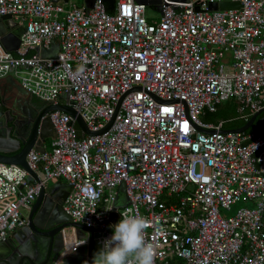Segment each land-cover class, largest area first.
<instances>
[{
	"label": "built area",
	"instance_id": "2783aa9c",
	"mask_svg": "<svg viewBox=\"0 0 264 264\" xmlns=\"http://www.w3.org/2000/svg\"><path fill=\"white\" fill-rule=\"evenodd\" d=\"M62 1L0 0V17L25 27L14 51L0 37V89L20 70L21 86L42 101L59 104L68 93L91 131L115 119L81 136L71 114L52 110L51 148L28 154L39 180L0 162V241L27 224L22 208L65 179L64 210L93 229L101 249L124 184L130 202L117 208L118 222L123 214L147 221L155 264H264V138L202 118L230 98L251 115L264 108V0H162L158 18L137 0H115L113 11L104 0ZM223 1L240 6L211 9ZM245 200L256 205L222 214ZM84 231L67 228L54 264L90 245Z\"/></svg>",
	"mask_w": 264,
	"mask_h": 264
},
{
	"label": "water",
	"instance_id": "95a60500",
	"mask_svg": "<svg viewBox=\"0 0 264 264\" xmlns=\"http://www.w3.org/2000/svg\"><path fill=\"white\" fill-rule=\"evenodd\" d=\"M54 1L58 2L60 0ZM64 1L67 3L69 2V0ZM104 1L109 3L108 9L113 11L115 0ZM137 1L143 2L147 4L149 8L158 11V4H160L162 0ZM94 3L95 0H85V6L87 8H92ZM239 6L240 4L237 1H223L219 4H212L211 9L238 8ZM24 31L25 27L15 22L10 15L0 17V37L6 49L12 51L16 50L20 45L21 35ZM57 50L58 45L55 44L51 50L44 52V54L54 55ZM24 94L28 93L19 86H15V91L11 94V97L6 99L7 101L3 98L0 103V162L17 164L25 167L30 173L27 177L30 181L39 180V176L29 166L27 160L28 153L32 149L44 152L46 150V139L54 138L55 136V127L50 118V112L52 110H62L71 114L76 119V129L81 136L83 135L82 129L86 134L94 135L104 133L111 127L115 119L114 115L105 128L99 131H91L87 127L81 114L64 100V97L67 96L68 93L61 96L59 104L45 101L40 104H32V96L28 94L30 97L26 103L18 106L22 99L20 95ZM7 102H10L9 110L4 109ZM72 103L76 102L72 101ZM263 111L264 108L255 113L245 125L234 129H224L223 131L241 132L248 130L254 125L255 130L264 138V134L259 128V124L264 121V117L258 120L256 119ZM71 188L72 185L69 182L58 180L42 189L32 205L27 224L15 229L9 240L0 241V260H3L2 263L0 261V264H7L5 260H8L10 264H27L30 258L31 264H42L41 258L45 256L46 251L48 253L55 252V255H57L64 246L63 232L57 233V230L66 227L65 231H67V228L73 225L77 227L78 237L84 235V230L91 232L90 256L92 255V249L95 244L93 229L88 225L74 222L63 208V201L68 197ZM64 189L65 192H61V190ZM129 202V197L126 194V187L122 184L119 187L115 207L112 212V221L115 224L118 223L117 208L123 207ZM54 226H58L57 229H52ZM9 242L20 243L18 252L12 253L11 255L7 254ZM20 255L21 257L18 260ZM25 256L26 259H24Z\"/></svg>",
	"mask_w": 264,
	"mask_h": 264
},
{
	"label": "clouds",
	"instance_id": "9594fccd",
	"mask_svg": "<svg viewBox=\"0 0 264 264\" xmlns=\"http://www.w3.org/2000/svg\"><path fill=\"white\" fill-rule=\"evenodd\" d=\"M77 71L83 73L84 68L79 67ZM35 200L29 204L30 208H26L29 212ZM28 215H24L27 222ZM122 217L118 223L112 225L114 234L103 242V247L95 254L94 260L91 259L92 264H155L156 250L153 244L146 240L145 236V230L148 227L147 221L143 217L135 215L123 214ZM12 233L13 231L6 240H9ZM84 242L86 241H81V243Z\"/></svg>",
	"mask_w": 264,
	"mask_h": 264
},
{
	"label": "crops",
	"instance_id": "0c3cea01",
	"mask_svg": "<svg viewBox=\"0 0 264 264\" xmlns=\"http://www.w3.org/2000/svg\"><path fill=\"white\" fill-rule=\"evenodd\" d=\"M15 86H19L21 89L25 90L21 84L15 80L13 78L12 75H8L6 78H4V80L2 81V85H1V89H0V103L2 102L3 98L6 99H9L11 97V94L15 91ZM26 91V90H25ZM27 92V91H26ZM28 93V92H27ZM29 94V93H28ZM24 94V95H20L22 96V99L20 100L18 106L22 105V104H25L26 101L28 100V98L30 97L29 95L31 94ZM31 103L32 104H40V103H44V101L40 100L39 98L31 95ZM35 100H37V103L35 102ZM7 101V100H6ZM10 102H7V105L4 107L5 110H9L10 109V106H9ZM264 112V111H263ZM262 112V113H263ZM262 113H260L258 115V117L262 118L264 117V115H261ZM250 111L248 110H245V111H241V108H240V103L238 105V108H237V118L236 119H245L247 120V122L251 119V117L255 114V113H252V115L250 114ZM258 117L256 118L258 120ZM259 118V119H260ZM221 121H226V120H221ZM220 121V122H221ZM246 122V123H247ZM263 122V121H262ZM219 123V122H218ZM245 125V124H244ZM254 126V125H253ZM251 128V127H250ZM246 131V130H245ZM53 142V138H48L46 139L45 141V148L46 149H50L51 148V144ZM50 147V148H49ZM65 182H68L67 180L65 179H61ZM58 180H55V182H57ZM54 181H51V184H53ZM61 192H65V189L64 190H61ZM177 201V197L176 196H171L169 198H166V202L167 203H173ZM246 205H249V206H255L256 205V202H253V201H250V200H245L243 201ZM32 242V241H31ZM11 243V242H10ZM20 243H15V242H12L11 245L8 246L7 248V254H11V253H15V252H18V250L16 251V246H19ZM95 246V244H94ZM90 248L91 246L89 245L88 247L87 246H84L83 248H81L78 252L76 253H72L70 255H68L67 257H64L63 259V264H85V262H87V264H92V258L90 256ZM62 251V249H61ZM60 252L57 253V255H55L56 253L54 252L52 255H50L51 257L48 259V262L51 261L50 259L52 258L53 260L58 258L60 256ZM32 252V251H31ZM34 253V252H32ZM54 255H55V258H54ZM49 256V253L46 251L45 252V256H43V258H48ZM21 255L19 256L18 260L20 259ZM26 257V256H25ZM29 257V256H28ZM30 258V257H29ZM25 259V258H24ZM31 260V258H30ZM30 260H28L29 262H31ZM1 263L3 262V260H0ZM7 261V264H10V262L8 260H5ZM4 261V262H5ZM53 263V262H52ZM174 263H178V264H186V260H183V259H179V258H175L174 259Z\"/></svg>",
	"mask_w": 264,
	"mask_h": 264
},
{
	"label": "trees",
	"instance_id": "16d2710c",
	"mask_svg": "<svg viewBox=\"0 0 264 264\" xmlns=\"http://www.w3.org/2000/svg\"><path fill=\"white\" fill-rule=\"evenodd\" d=\"M239 105V101L236 98H230L226 101L220 102L217 104V108L215 111H210L209 109H205L202 114V118L205 121L218 123L221 120H226L223 123V127L226 129L231 128H239L246 124L247 120L245 119H236L237 118V108ZM264 115V112L261 114ZM260 117H258L259 119ZM260 131L264 134V121L259 124ZM247 131L252 132L256 131L255 127L252 126ZM100 249L95 245V247L92 250L91 258L94 260L95 253H97ZM55 258V255H54ZM47 264H52L54 261L52 258L50 259ZM27 264H31V262L27 261Z\"/></svg>",
	"mask_w": 264,
	"mask_h": 264
},
{
	"label": "rangeland",
	"instance_id": "374dc122",
	"mask_svg": "<svg viewBox=\"0 0 264 264\" xmlns=\"http://www.w3.org/2000/svg\"><path fill=\"white\" fill-rule=\"evenodd\" d=\"M62 3H64V2L62 1ZM64 4H65V3H64ZM84 4H85V0H69V2H68L67 4H65V5H66V6H72V5H74V6H79V7H81V6H83ZM147 14H148V16L151 17V18H158V17L160 16V12H157V11H155V10L149 8V7H148V9H147ZM11 75L13 76V78H14L15 80H17V81L20 83L21 79H22L24 76H26L27 74L24 73L23 71H20V70H19L17 73H12ZM49 148H50V147H49ZM243 205H246V204H245L243 201H240V202H238L237 204L232 205V208H231L230 211H228L227 209H221L222 214H223L224 216H231V215H234V214L237 212L238 208L241 207V206H243ZM21 211H22L23 215H25V216H27L28 213H29V210L26 209V208H22ZM85 233H86V232L84 231V234H85ZM95 254H96V253H95Z\"/></svg>",
	"mask_w": 264,
	"mask_h": 264
},
{
	"label": "flooded vegetation",
	"instance_id": "af4514ba",
	"mask_svg": "<svg viewBox=\"0 0 264 264\" xmlns=\"http://www.w3.org/2000/svg\"><path fill=\"white\" fill-rule=\"evenodd\" d=\"M35 102L37 103V100H35ZM24 226H25V225H24ZM57 227H58V226H54V227H52V229H57ZM65 228H66V227H62V228H60V229L57 230V233H59V232H63L64 243H65V233H64V232H65ZM10 244H11V243L9 242V243H8V246H9ZM17 245H18V243H17ZM18 248H19V246H16L15 249L18 250ZM53 253H54V252H51V253L49 252V256H48L47 260H46V258H43V257H42V258H41L42 260L40 259V260L42 261V264H47V263H48V259L51 257L50 255H52ZM25 255H26V254H25ZM25 259H26V257H25Z\"/></svg>",
	"mask_w": 264,
	"mask_h": 264
}]
</instances>
